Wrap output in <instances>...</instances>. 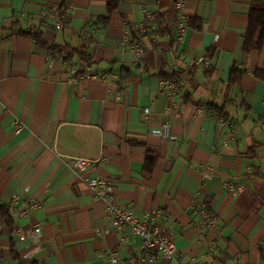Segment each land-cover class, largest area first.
<instances>
[{
    "label": "crops",
    "instance_id": "1",
    "mask_svg": "<svg viewBox=\"0 0 264 264\" xmlns=\"http://www.w3.org/2000/svg\"><path fill=\"white\" fill-rule=\"evenodd\" d=\"M251 6L0 0V207L12 216L0 217V264H264V43L244 50ZM201 56L211 71L192 67ZM163 81L182 111L168 137ZM76 159L90 165L72 171ZM97 178L170 228L178 262L150 261L139 237L109 227ZM19 227L39 228L41 246Z\"/></svg>",
    "mask_w": 264,
    "mask_h": 264
},
{
    "label": "built area",
    "instance_id": "2",
    "mask_svg": "<svg viewBox=\"0 0 264 264\" xmlns=\"http://www.w3.org/2000/svg\"><path fill=\"white\" fill-rule=\"evenodd\" d=\"M183 4L176 3V8L181 9ZM178 27L180 34L182 35L185 29V23L183 20H178ZM62 28L61 23L56 25V29ZM142 32H147L148 29H144L141 25L138 26ZM143 43H139L134 47L135 54L138 59L142 58L145 54ZM193 68H203L206 71L213 69L212 61L209 56H201L196 58L191 63ZM91 78H94L91 76ZM161 90L170 102L168 109L165 112V123L162 126V130L158 132L163 137H168L170 132V119L174 116H179L182 111L181 108L176 106L177 92L175 86L170 81H163ZM175 109V114H172V110ZM147 113V111H146ZM19 126V121H16ZM264 129V122L262 124ZM19 131V130H18ZM72 171H83L89 165L90 161L84 159H76L67 163ZM209 177V175H205ZM93 197L101 202L105 215L109 218V227L115 230L126 229L131 234L139 237L143 243V252L147 255L150 261H157L160 257H164L169 260L177 261L179 259V251L175 246L174 238L169 227H167L162 221L156 220L154 217L146 216L141 219L135 215V211L130 205H122L118 202V191L116 181L111 178H97L88 183ZM241 190V189H240ZM30 206L19 210L20 215L26 216L29 214ZM199 217L204 221L203 227L205 229H211L215 225V217L205 207L199 212ZM14 234L21 239H31L35 247H40L42 244V237L39 228H29L27 230L23 228H15ZM189 264V263H179Z\"/></svg>",
    "mask_w": 264,
    "mask_h": 264
},
{
    "label": "trees",
    "instance_id": "3",
    "mask_svg": "<svg viewBox=\"0 0 264 264\" xmlns=\"http://www.w3.org/2000/svg\"><path fill=\"white\" fill-rule=\"evenodd\" d=\"M119 0H108V9H116ZM264 43V0H252V6L249 13V26L245 35L244 50L249 51L253 48L260 49ZM59 50L57 47L54 50ZM60 51V50H59ZM88 61L87 57H83ZM238 79V78H236ZM235 79V80H236ZM0 217L5 223L12 226V216L8 207H0Z\"/></svg>",
    "mask_w": 264,
    "mask_h": 264
}]
</instances>
